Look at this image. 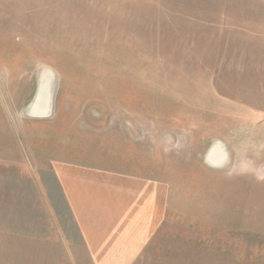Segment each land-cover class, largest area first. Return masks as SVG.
<instances>
[{"label": "rangeland", "instance_id": "374dc122", "mask_svg": "<svg viewBox=\"0 0 264 264\" xmlns=\"http://www.w3.org/2000/svg\"><path fill=\"white\" fill-rule=\"evenodd\" d=\"M62 162L167 183L137 264H264V0H0V264H90Z\"/></svg>", "mask_w": 264, "mask_h": 264}, {"label": "crops", "instance_id": "0c3cea01", "mask_svg": "<svg viewBox=\"0 0 264 264\" xmlns=\"http://www.w3.org/2000/svg\"><path fill=\"white\" fill-rule=\"evenodd\" d=\"M83 164L54 177L90 264H137L167 222V183Z\"/></svg>", "mask_w": 264, "mask_h": 264}, {"label": "bare ground", "instance_id": "6f19581e", "mask_svg": "<svg viewBox=\"0 0 264 264\" xmlns=\"http://www.w3.org/2000/svg\"><path fill=\"white\" fill-rule=\"evenodd\" d=\"M53 75L54 74L48 71L44 73V78L39 83L36 97L30 104L29 111L31 112L32 116L46 117L52 114L53 107L51 101V90L53 84H55V78H53Z\"/></svg>", "mask_w": 264, "mask_h": 264}]
</instances>
